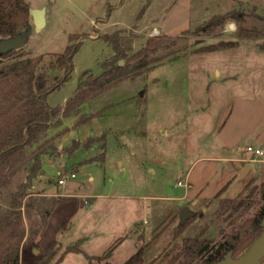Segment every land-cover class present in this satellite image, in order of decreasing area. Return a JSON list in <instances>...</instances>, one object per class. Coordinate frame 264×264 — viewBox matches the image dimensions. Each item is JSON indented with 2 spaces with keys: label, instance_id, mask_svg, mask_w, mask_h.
I'll return each mask as SVG.
<instances>
[{
  "label": "rangeland",
  "instance_id": "374dc122",
  "mask_svg": "<svg viewBox=\"0 0 264 264\" xmlns=\"http://www.w3.org/2000/svg\"><path fill=\"white\" fill-rule=\"evenodd\" d=\"M26 2L30 11L46 10L45 27L33 29L22 49L28 57L43 56L48 66L53 55L80 45L70 80L47 98L51 108L74 96L85 73L103 74L114 55L103 36L122 32L129 56L166 36L176 41L154 57L177 53L178 59L168 56L92 100L82 108L88 120L81 126L79 117L70 118L49 132V138L63 133L59 155L44 157L30 193L58 203L39 243L22 249L20 264H124L141 247L147 262L166 264L186 239H226L233 227L218 219L220 201L247 197L264 181V157L245 162L253 157L243 155L245 135L258 138L254 148L264 152V0ZM229 13L237 19L197 33ZM248 31L256 37L247 38ZM212 47L218 50L208 52ZM62 76L48 71L49 85ZM74 143L80 148L70 154ZM26 177L27 169L2 192V210ZM184 207L200 217L175 238ZM73 246L80 253L66 254Z\"/></svg>",
  "mask_w": 264,
  "mask_h": 264
},
{
  "label": "trees",
  "instance_id": "16d2710c",
  "mask_svg": "<svg viewBox=\"0 0 264 264\" xmlns=\"http://www.w3.org/2000/svg\"><path fill=\"white\" fill-rule=\"evenodd\" d=\"M29 12L26 0H0V39L15 38L27 31L32 22ZM108 12L109 16L110 9ZM228 19L236 20L237 13L215 17L199 28L197 33L213 32ZM247 34V38L256 37L251 31ZM71 40H77V37L72 36ZM100 40L111 46L114 52L113 57L103 65V74L94 78L90 73H85V80H82L74 96L64 106L56 108L48 106L47 98L70 80L73 59L80 45L69 46L62 54L53 55L54 62L48 66L43 56L30 58L22 50L0 55V196L27 169L26 180L10 196L7 209L2 210L0 206V264H20L22 249L39 243L57 207L56 197L30 193L34 181L42 174L44 157L59 155L57 143L63 133L49 138V132L70 118L79 117L77 127L81 126L88 120L82 119V108L92 100L126 80L145 75L168 60V56H172V61L178 59L177 53L154 57L176 41L166 36L149 39L132 56L125 51L122 32L103 36ZM216 50L215 47L207 49L208 52ZM14 57V62L2 63ZM121 61L124 62L122 67L119 66ZM48 71L61 72L63 76L49 85ZM89 143L84 146L86 149L90 148ZM78 148L80 145L74 143L68 152L73 154ZM258 202L262 203L259 210L252 218L246 219L248 212ZM199 217L196 214L184 225L179 224L174 237L182 236ZM217 217L233 227L226 239L216 242L202 238L203 235L186 239L166 264H218L227 253L232 252L235 258V255L248 249L262 233L264 181L247 197L220 201ZM220 233L224 235L225 230L222 229ZM73 252L80 253V250L74 246L66 249V254ZM146 256L147 249L141 247L124 264H156L155 260L147 262ZM41 261L36 264H44Z\"/></svg>",
  "mask_w": 264,
  "mask_h": 264
},
{
  "label": "water",
  "instance_id": "95a60500",
  "mask_svg": "<svg viewBox=\"0 0 264 264\" xmlns=\"http://www.w3.org/2000/svg\"><path fill=\"white\" fill-rule=\"evenodd\" d=\"M29 13L32 19V25L27 29V31L20 33L15 38L0 39V55H7L9 53L22 50L25 46H27L33 29L41 31L45 27V9H34ZM122 65L123 62L121 61L119 66ZM247 169L250 170V167H247L243 173ZM195 217V213H193L188 207H184L179 213L180 225H184L188 220ZM261 227V235L253 241L246 252L238 258H233V253L229 252L218 264H260V262L264 259V219L262 220Z\"/></svg>",
  "mask_w": 264,
  "mask_h": 264
},
{
  "label": "built area",
  "instance_id": "2783aa9c",
  "mask_svg": "<svg viewBox=\"0 0 264 264\" xmlns=\"http://www.w3.org/2000/svg\"><path fill=\"white\" fill-rule=\"evenodd\" d=\"M244 156H251L253 157L252 160H244L245 162H256L258 158L264 157V152L261 149H256L252 145H248L246 148V152L243 154ZM71 178H74V175H71ZM65 183V180H60L59 185H63ZM182 187H187V185H183L182 183H178L175 185V188H182Z\"/></svg>",
  "mask_w": 264,
  "mask_h": 264
},
{
  "label": "crops",
  "instance_id": "0c3cea01",
  "mask_svg": "<svg viewBox=\"0 0 264 264\" xmlns=\"http://www.w3.org/2000/svg\"><path fill=\"white\" fill-rule=\"evenodd\" d=\"M226 79H231V78H226ZM244 140H245V143H247V145H252V146H254L257 142H258V138H256V137H252L251 135H245L244 136ZM258 149H260V148H258ZM262 150V149H261ZM248 167H250V170H251V166H249L248 165ZM244 170V169H243ZM243 172V171H242ZM45 196H47V195H45ZM51 196V195H50ZM93 203V202H92ZM91 203V204H92ZM138 247H139V244H136V248L138 249ZM62 261V260H61ZM60 261V262H61Z\"/></svg>",
  "mask_w": 264,
  "mask_h": 264
},
{
  "label": "clouds",
  "instance_id": "9594fccd",
  "mask_svg": "<svg viewBox=\"0 0 264 264\" xmlns=\"http://www.w3.org/2000/svg\"><path fill=\"white\" fill-rule=\"evenodd\" d=\"M230 26L234 28V27H235V24H234V22H233V23H232Z\"/></svg>",
  "mask_w": 264,
  "mask_h": 264
}]
</instances>
